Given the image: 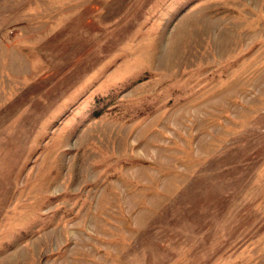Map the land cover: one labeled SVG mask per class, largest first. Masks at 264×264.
Wrapping results in <instances>:
<instances>
[{
	"label": "rangeland",
	"instance_id": "1",
	"mask_svg": "<svg viewBox=\"0 0 264 264\" xmlns=\"http://www.w3.org/2000/svg\"><path fill=\"white\" fill-rule=\"evenodd\" d=\"M0 264H264V0H0Z\"/></svg>",
	"mask_w": 264,
	"mask_h": 264
}]
</instances>
